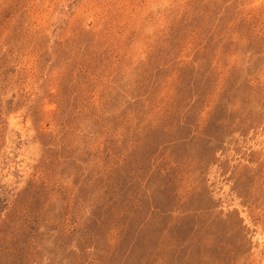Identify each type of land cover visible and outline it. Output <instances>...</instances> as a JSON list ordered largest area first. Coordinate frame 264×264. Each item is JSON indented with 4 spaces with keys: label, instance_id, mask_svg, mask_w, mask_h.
I'll use <instances>...</instances> for the list:
<instances>
[{
    "label": "rangeland",
    "instance_id": "1",
    "mask_svg": "<svg viewBox=\"0 0 264 264\" xmlns=\"http://www.w3.org/2000/svg\"><path fill=\"white\" fill-rule=\"evenodd\" d=\"M0 264H264V0H0Z\"/></svg>",
    "mask_w": 264,
    "mask_h": 264
}]
</instances>
